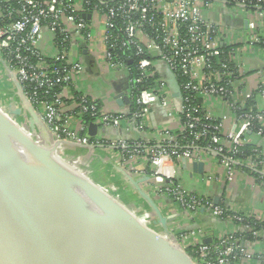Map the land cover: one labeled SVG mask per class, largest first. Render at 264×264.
Listing matches in <instances>:
<instances>
[{"label": "built area", "instance_id": "built-area-1", "mask_svg": "<svg viewBox=\"0 0 264 264\" xmlns=\"http://www.w3.org/2000/svg\"><path fill=\"white\" fill-rule=\"evenodd\" d=\"M236 18L246 26L227 23ZM262 48L264 0H0V71L14 80L42 128L29 132L24 111L14 121L39 137L37 143L60 142V152L94 144L109 149L118 162L102 156V161L84 162L109 184L108 166L120 167L133 178L147 176L140 184H150L159 198L180 205L182 212L172 215L169 230L185 251L184 241L192 238L191 243L198 244L200 260L190 255L196 264H240L251 258L264 264V250L253 248L256 241H264V218L189 192L174 171L177 162L191 172L194 162L205 159L211 166L212 157L206 155H218L219 165L209 177L233 185L238 172L249 173L264 188V79L257 93H248L246 78L253 69L244 59ZM162 70L174 74L180 99L172 96ZM117 71L126 75L125 91H91L94 76L105 79ZM16 88L13 83L0 86L1 108L7 103L18 106ZM236 93L245 95L248 107ZM116 94L126 95L129 102L118 105ZM110 101L118 107L105 108ZM216 101L228 106L232 125L226 130L227 115L216 109ZM157 106L177 124L146 132L147 113ZM91 121L102 128L124 123L144 135L91 141ZM142 160L146 171L137 167ZM77 163L83 166L81 158L73 163L80 169ZM194 212H208L222 221L219 236L199 239L202 231L196 223L184 222ZM151 221L148 225L164 234Z\"/></svg>", "mask_w": 264, "mask_h": 264}, {"label": "water", "instance_id": "water-1", "mask_svg": "<svg viewBox=\"0 0 264 264\" xmlns=\"http://www.w3.org/2000/svg\"><path fill=\"white\" fill-rule=\"evenodd\" d=\"M11 82L17 87V101L20 98L28 114L27 130L41 131L34 108L14 80ZM167 82L172 96L180 99L179 84L170 71ZM128 102L126 95L119 98L116 94L118 105ZM19 104L0 107V131L32 162L35 170L0 143V264H127L122 257L135 264H196L169 230L174 217L163 215L149 190L141 186L147 176L133 178L122 168L113 167L147 202L155 217L152 224L158 225L165 235L142 224L118 199L54 158L52 154L60 142L37 145L39 137L27 135L13 119L23 112ZM97 128V123L89 122L87 135H95ZM203 165L201 161L194 162L192 170L202 172ZM40 183L84 214L95 240L53 204ZM213 200L217 202V197ZM99 222L108 230L102 229Z\"/></svg>", "mask_w": 264, "mask_h": 264}, {"label": "crops", "instance_id": "crops-1", "mask_svg": "<svg viewBox=\"0 0 264 264\" xmlns=\"http://www.w3.org/2000/svg\"><path fill=\"white\" fill-rule=\"evenodd\" d=\"M229 25L233 26H246V23L239 18L229 20L227 21ZM245 62L248 66H250L253 71L247 75L245 88H247V92L250 94L257 93L262 88V81L264 79V49H260L255 51V53L251 52L248 53L247 56L244 58ZM83 60L87 61L90 64L91 70L93 72H97L96 68L94 67V64L92 62V59L88 56V54H83ZM131 62V61H130ZM164 70V69H163ZM161 71L163 76L165 77L167 81V71ZM2 73V72H1ZM2 75H4L2 73ZM7 78L8 83L11 85V79L8 76H4ZM111 88L116 89L117 91H125V88L127 87L126 83V75L122 71L113 72L110 79ZM97 82H99V78H92V81L89 82L90 89L92 92H97L96 90L100 87L97 85ZM1 83V82H0ZM168 86L169 83L167 82ZM1 85V84H0ZM3 86V85H2ZM101 90H104L101 88ZM108 91V90H107ZM235 98L239 100L240 103H243L244 106L249 105V100L245 97V95H239L235 94ZM4 103V100H1ZM18 103H20L22 106L23 111L25 112V106L18 98ZM219 108H216L221 113L227 115V118L224 121V129L226 130L232 125V118H230L229 109L225 102L223 101H216ZM262 104H264V101H261ZM19 104V105H20ZM24 106V107H23ZM118 105L114 104L112 101L108 105L105 106L107 109H114L117 108ZM75 120L77 118H74ZM177 124L176 120L170 119V116L166 113L165 108L157 106L153 107L149 110L147 113V117L145 120V127L144 131L146 132H152L155 130L156 127H162L166 125H171L172 127H175ZM143 132H139L134 129H129L127 126H125L124 123H121L118 127H109V128H102L101 126H98L95 135L90 137L91 141H94V139L104 137L106 139H126V140H133V139H139L140 136L144 135ZM78 147V146H77ZM85 148H88L86 146H79L75 149L83 150ZM92 150L94 153H98L100 156H102L105 159L113 160V162H118L119 159L112 155L111 152H109L107 148L103 146H99L98 144L91 145V148H88ZM118 151V149H116ZM68 151H71L72 153L75 152L73 149H69ZM76 154V153H74ZM210 154V153H209ZM62 155H65L62 153ZM208 157H212V164L209 166L207 164V160L204 159L203 162V171H192L185 170L183 167L180 168V163L177 162L174 165V171L175 176L178 182L181 183V185L187 189L189 192L194 193H200L205 194L206 196L210 198L217 197L220 201H223L225 205H230L233 209L244 211L246 213H249L253 216H256L258 218H264V188L261 186H258L255 183L254 177L249 173H241L238 172L235 176V180L233 185L225 182V180H218L215 178H211V176L214 173V170L219 165L220 157L218 155H206ZM75 157V156H74ZM138 168L143 169L146 171L149 167L147 166V162L145 160H142L137 165ZM107 175L110 180V183L116 184L119 191L124 194L127 197H136L139 207H143L146 209L149 214L152 216V220L155 219L153 212L150 208V206L147 204L146 201L143 200L142 197L139 196L136 189L130 185V183L125 180L124 176L116 169L111 166H108L106 168ZM91 178L99 182V184H102L101 182H104L103 179L100 177V175L95 171L93 172V169L89 170ZM139 175H136L135 178H137ZM214 176V174L212 175ZM104 184H109L104 183ZM141 186L144 189L149 190V194L154 198V193L150 189V184H141ZM155 201H157L155 199ZM158 206L160 207V211L162 214L165 215H174V214H180L181 207L180 205L175 202L173 199H164L160 198V201L157 202ZM183 218L182 216H180ZM184 222L186 223H196L198 228L202 231V237H199V239H207V240H213L217 236H219V232L224 229V224L222 221H219V219L208 213V212H194L191 216V219H185ZM173 226V224L171 225ZM193 238L198 239V236H194ZM192 239V238H191ZM191 239H188L191 240ZM186 240V239H185ZM187 241V240H186ZM253 248L255 251H263L264 250V241L258 240L253 245ZM240 264H257L254 259H248L241 261Z\"/></svg>", "mask_w": 264, "mask_h": 264}, {"label": "bare ground", "instance_id": "bare-ground-1", "mask_svg": "<svg viewBox=\"0 0 264 264\" xmlns=\"http://www.w3.org/2000/svg\"><path fill=\"white\" fill-rule=\"evenodd\" d=\"M17 123V125L21 128V130L23 132H25L27 135H30L29 132H27L23 126L21 125V123L19 121H15ZM0 143L4 146H6L11 152H13L14 154H16L20 159L24 160V162L26 163L27 166H30L31 169L35 170L33 168L32 162H30L28 159H26L23 154L21 153V151L19 150V148L12 142V140L10 138H8L6 135H4L1 131H0ZM43 141H40L39 143H37V145L42 146ZM61 147V146H60ZM79 147V146H78ZM77 146H68V148H71L73 150H75L74 153H72L71 151H66L65 153H67L66 155H59V151H56L52 154V156L54 158H56L57 160H59L63 165H65L67 168L75 171V173L81 175L82 177H85V179H89L90 181H92L93 183H95V185L98 186V182L95 181L94 179H91L89 177V175L86 173L85 168L81 167L78 165V167L81 169H78L76 166L73 165V162L76 160H80L81 158V162H87V160H95V161H102L101 156L98 153H94L92 150L90 149H75L78 148ZM75 156V157H74ZM83 156V157H82ZM101 164V163H100ZM99 169L101 170V166L99 165ZM80 170V171H79ZM100 177L105 180L107 182V180L104 178V176L100 175ZM102 183V182H101ZM41 185V189L48 195L49 199L53 202V204L64 214H66L67 216H69L70 218H72L74 221H77L80 225L81 230L89 237L95 240L94 234H93V230L92 227L90 225V222L88 221V219L84 216V214L79 211L78 209H76L75 207H73L72 205L64 202L63 200H61L51 189L48 185H46L45 183H40ZM104 184V183H102ZM109 185V184H108ZM113 188L118 191L121 195H123L119 189L117 188L116 184H112ZM115 194V193H114ZM112 195L113 197H115L116 199H118L119 197L117 195ZM119 195V194H118ZM126 197V196H125ZM127 199H124L123 201V206H127L128 209L133 206V204H136L137 198L136 197H126ZM119 200V199H118ZM128 200H130V202L133 200L135 202H132L130 204H128ZM143 210V214L146 215L145 218H142V215H140V219L139 220H146L145 223L141 222L142 224H144L147 227L153 228L154 226H149L148 222L149 220L151 221V218L149 217V212L144 209L143 207H140ZM99 226L104 229V230H108L106 228V226L102 223L99 222L98 223ZM155 230V229H154ZM123 260L127 263V264H135L134 262H132L131 260L122 257Z\"/></svg>", "mask_w": 264, "mask_h": 264}, {"label": "rangeland", "instance_id": "rangeland-1", "mask_svg": "<svg viewBox=\"0 0 264 264\" xmlns=\"http://www.w3.org/2000/svg\"><path fill=\"white\" fill-rule=\"evenodd\" d=\"M0 69H1V67H0ZM1 72H3V71H0V86H10V84L8 83V80H7V78H5L4 76L5 75H2V73ZM111 72V71H110ZM94 78H99V82H97V85L98 86H100L102 89H105L106 91L108 90V89H110L111 88V85H110V81H108V79L109 78H111V76H105V79H103V78H101V77H97V76H94ZM19 97V96H18ZM97 98H100V97H97ZM109 98H110V92H108L107 94H106V96H105V99H107V100H109ZM104 99V98H103ZM1 104V103H0ZM114 109H116V108H114ZM62 139H64V138H62ZM62 141H64V140H62ZM62 153H64L65 155L67 154V153H65V152H61V154ZM83 166V168H85L86 170H91V169H93V168H91V167H89V169L87 168V166H85L84 165V162H83V164H82ZM93 172H95V170L93 169ZM86 173L89 175V177L91 178V175H90V172L89 171H86ZM91 179H93V178H91ZM96 181V180H95ZM104 182H102V183H107L105 180H103ZM99 183V182H98ZM98 186L100 187V188H102L104 191H106V193H108V194H110V195H113L114 193V195H117L119 198V201L123 204V201H124V199H127L125 196H123V195H121L118 191H116L114 188H113V185L112 184H98ZM119 194V195H118ZM154 196H155V199L157 200V201H155L156 202V204L158 205V203L157 202H159L160 201V198H159V196L158 195H156L155 193L153 194ZM132 202H135V201H131L130 202V200H128V204H130V203H132ZM136 203V202H135ZM126 208L128 209V207L126 206ZM129 210H130V212L132 213V214H135L137 217H138V219H140V215H142V218H145L146 217V215L145 214H143V210L139 207V204H138V202L136 203V204H133V206H131L130 208H129ZM140 222H143V223H145V221L146 220H139Z\"/></svg>", "mask_w": 264, "mask_h": 264}, {"label": "trees", "instance_id": "trees-1", "mask_svg": "<svg viewBox=\"0 0 264 264\" xmlns=\"http://www.w3.org/2000/svg\"><path fill=\"white\" fill-rule=\"evenodd\" d=\"M84 119L87 120L88 117L84 116ZM183 243H184L185 249L189 253V255L193 256L196 259L199 257V260H200V256H198V254L196 252L198 244L197 243L196 244L191 243L190 240L184 241Z\"/></svg>", "mask_w": 264, "mask_h": 264}]
</instances>
